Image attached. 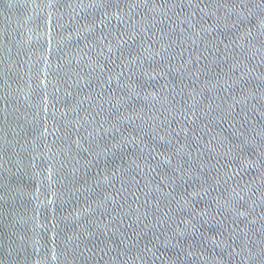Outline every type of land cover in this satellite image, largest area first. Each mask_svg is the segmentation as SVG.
I'll return each mask as SVG.
<instances>
[{"label": "water", "instance_id": "obj_1", "mask_svg": "<svg viewBox=\"0 0 264 264\" xmlns=\"http://www.w3.org/2000/svg\"><path fill=\"white\" fill-rule=\"evenodd\" d=\"M0 264H264V0H0Z\"/></svg>", "mask_w": 264, "mask_h": 264}]
</instances>
